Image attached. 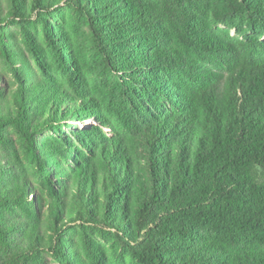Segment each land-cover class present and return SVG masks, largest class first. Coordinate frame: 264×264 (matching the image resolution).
Listing matches in <instances>:
<instances>
[{"label":"trees","instance_id":"1","mask_svg":"<svg viewBox=\"0 0 264 264\" xmlns=\"http://www.w3.org/2000/svg\"><path fill=\"white\" fill-rule=\"evenodd\" d=\"M67 1L86 19L112 87L102 102L87 95L73 62L60 56L68 49L49 43L70 88L27 65V81L9 91L0 131L11 128L22 139L42 174L50 235L43 246L38 233L9 249L13 230L0 217L1 264L37 263L39 249L80 264L69 261L72 251L63 254L74 225L112 235L136 264H264V59L253 57L260 54L254 41L253 56L240 59L201 10L212 5L218 20L240 17L264 30V0H157V11L146 0ZM8 3V15H0L4 55L13 48L4 23L30 24L58 1ZM42 33L52 40L44 23ZM86 120L98 127L39 142L57 122ZM51 165L64 172L56 185L45 174ZM25 188L18 181L1 193L0 211L11 202L25 206ZM85 245L89 264H104Z\"/></svg>","mask_w":264,"mask_h":264},{"label":"rangeland","instance_id":"2","mask_svg":"<svg viewBox=\"0 0 264 264\" xmlns=\"http://www.w3.org/2000/svg\"><path fill=\"white\" fill-rule=\"evenodd\" d=\"M26 1L29 3L30 0ZM56 1H58V4L52 10L48 13H41L40 17L34 16L31 18L30 24L9 25L4 23L3 32L6 36V42L12 44L13 48H11V55H8V53L4 55L0 49V109L4 108L1 104L6 102L9 91H14L27 81L28 67L33 69L40 79L42 78L40 74H42L48 79H53L64 88H70L65 82V75L57 68L58 65L55 62L49 43L59 47V50H62L61 47L68 49L66 54L61 51L60 56L66 65H69L70 60L73 62L74 67L71 71L76 75V80H79L78 82H82V85L85 84L88 88L86 92L89 94L87 95H92L102 102L105 99L103 92L111 89L113 83L112 73L96 55L92 43L91 29L86 19L76 14L73 5L67 0ZM146 1L154 11L160 9L157 0ZM8 6V0H0V15L3 18L8 15ZM202 6L201 10L206 12L202 18L205 24L218 37L232 45L240 59L250 58L251 55L249 54H252V48L248 47L250 41L260 45L257 51L260 53L259 57L252 56L264 59V30L249 26L240 17L218 20L211 14L212 5L205 4ZM43 23L48 25L51 31V41L44 39L42 33ZM19 55L21 58H19ZM210 67L216 68L214 65ZM13 68L19 73L20 79L12 70ZM46 84H49V82H46ZM95 126L98 127L91 120L57 122L55 127L51 129L52 133L44 131L38 139L42 144H47L48 140L53 142L55 136L63 134L65 137L68 135L74 137L75 134L81 131H89ZM57 131L58 134L55 135ZM104 131L107 132L108 130ZM54 140L57 142V138H54ZM34 149L42 157L40 153H43V150L38 146H35ZM57 167L51 165L48 167L49 171L45 173L49 175L48 179L52 184L56 183L58 175L64 173ZM18 181L25 184L26 205L20 206L11 202L7 210L0 211V217L5 227L10 228V231L13 230L11 231V237L15 241L10 242L8 248L17 247L20 249L19 247L28 245L32 235L38 233L40 235V238H38L40 246H43L44 237L50 235L47 226L50 222L44 221L41 215L45 211L46 204L50 201L48 190L43 183L41 172L28 161L22 139L11 128H7L0 131V194H10ZM63 237L66 244L63 248V254L67 257L69 250L73 253L70 262L76 259L80 264H89L85 250L87 249L85 245L87 240L88 244L102 258L104 264H136L129 258L124 247L110 234L95 230L90 231L87 228L74 225L72 229L65 231ZM34 243H38V241L36 240ZM0 255L3 256L4 253L0 252ZM37 258L39 262L31 264H65V260L53 259L50 255H46L42 249H39ZM1 263L3 262L0 257Z\"/></svg>","mask_w":264,"mask_h":264}]
</instances>
